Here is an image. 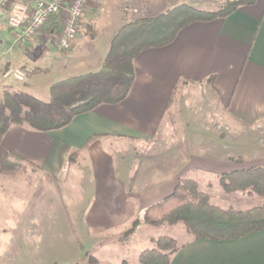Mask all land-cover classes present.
Segmentation results:
<instances>
[{"label":"crops","instance_id":"obj_1","mask_svg":"<svg viewBox=\"0 0 264 264\" xmlns=\"http://www.w3.org/2000/svg\"><path fill=\"white\" fill-rule=\"evenodd\" d=\"M67 17L63 10L38 40L24 42L39 47L52 34L60 37ZM0 24L10 31L4 22ZM134 67L135 80L125 100L100 104L55 131L12 125L0 142V170L13 153L61 178L69 153L79 154L68 173L77 194L71 208L87 226L91 241L127 231L148 207L171 195L181 178L195 179L200 185L209 183L210 177L264 166V0L241 5L224 17L187 25L172 43L139 53ZM204 94L217 102L212 113L203 102ZM196 111H208L212 118L203 121L206 113H200L192 119L190 114ZM174 118L179 130L175 135ZM167 131L169 136L162 135ZM40 216L38 225L43 224ZM149 227L141 224L125 243L100 246L92 252L97 253L92 254L97 264L105 257H122L100 253L103 247L117 245L125 247V257L113 260L114 264H141L140 254L161 236H146ZM140 235L144 237L140 241L149 242L141 251L136 248ZM168 236L177 240L173 234ZM189 236L170 264H264V230L232 240ZM14 241L12 232H0V264H18L23 252L32 255L33 236L23 235L20 251Z\"/></svg>","mask_w":264,"mask_h":264},{"label":"rangeland","instance_id":"obj_2","mask_svg":"<svg viewBox=\"0 0 264 264\" xmlns=\"http://www.w3.org/2000/svg\"><path fill=\"white\" fill-rule=\"evenodd\" d=\"M227 1L93 0L91 1L92 11L88 8V19L84 18L86 20L83 24L81 23L75 41L67 49L58 47L57 41L61 36L52 34L45 38L47 42L39 43V47L31 46L16 38L9 28L10 31H5L0 26V92L25 91L38 98L48 99V91L52 83L100 68L109 51L111 35L116 28L126 23L125 16L128 22L142 17L152 18L184 4L200 10L217 12L226 5ZM2 18L0 23L5 22ZM88 26L94 27V30L91 32ZM48 38L52 39V42H49ZM190 96L191 93L183 99L187 101ZM204 96L203 102L205 101L209 106V113H212V106H217V102L206 94ZM208 111H196L190 115L192 119H195L196 114L206 113L201 118L203 121H210L212 117ZM175 124L174 118L173 127ZM172 131L174 135L179 134V130L175 127ZM162 135L169 136V131ZM78 155L76 152L69 153L61 178L46 174L20 156L21 160L16 161L15 167L6 173L0 172V204L6 207L0 206V232H12L15 235L16 248L19 242V251L24 244L23 235L26 232L33 236L34 241L32 255L26 256L23 252V257L19 258L18 264H97L98 260L94 257L97 253L93 254V251L100 246L102 248L108 242L125 243V237H123L125 231L98 241H91L87 226L75 217V210L71 208V205L77 194L73 186V176L68 173L73 171ZM209 179L211 180L209 183L202 182L199 186L202 191L210 195V202L215 206L223 209L247 210L264 201L263 198L251 195L249 192H226L221 178L210 177ZM83 180L88 179L83 178ZM41 214L44 219L40 216ZM39 216L42 220L40 222L43 223L40 225L36 221ZM31 218L34 220L32 225L29 223ZM75 220L76 222L78 220L77 224L73 223ZM149 228L150 232H146V236L173 234L177 237L179 245L190 235L182 224ZM39 235L42 236L39 238ZM21 237L22 240H20ZM190 237L195 239L192 235ZM142 238L144 237L140 235L139 241H136V248L140 251L145 249L144 244H149V242L140 241ZM63 241L64 244L61 243ZM46 244H48L47 248H45ZM63 245L66 246L65 251L61 250ZM39 246L44 249L40 251ZM80 249H82L81 253ZM43 251L46 253L42 254ZM100 253H120L122 257L109 256L105 257L104 261L101 260V264H114L113 260L124 259L125 247L107 246L103 247ZM91 257L94 258V262L91 261ZM99 257L102 258L101 254Z\"/></svg>","mask_w":264,"mask_h":264},{"label":"trees","instance_id":"obj_3","mask_svg":"<svg viewBox=\"0 0 264 264\" xmlns=\"http://www.w3.org/2000/svg\"><path fill=\"white\" fill-rule=\"evenodd\" d=\"M254 1L228 0L217 12L184 4L156 17L129 21L113 36L98 70L52 83L48 99L25 91L0 92V142L12 125L43 132L55 131L100 104H117L125 100L133 87L134 60L139 53L172 43L179 31L191 23L227 16L241 5ZM91 27L92 32L94 27ZM18 159L21 160L10 153L0 172L6 173L15 167ZM220 178L226 192H249L264 199V166L233 171ZM141 224L152 227L182 224L195 239L232 240L264 230V201L247 210L223 209L211 204L210 195L200 189L195 179L184 177L171 195L148 207L143 217L135 220L125 231V241ZM180 248L173 237L159 236L153 240L152 248L140 254L139 261L141 264H170L171 257Z\"/></svg>","mask_w":264,"mask_h":264},{"label":"built area","instance_id":"obj_4","mask_svg":"<svg viewBox=\"0 0 264 264\" xmlns=\"http://www.w3.org/2000/svg\"><path fill=\"white\" fill-rule=\"evenodd\" d=\"M90 0H0V19L21 41L38 40L47 24L52 23L63 10L68 17L57 41L67 49L75 41L86 16Z\"/></svg>","mask_w":264,"mask_h":264}]
</instances>
